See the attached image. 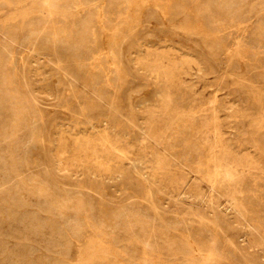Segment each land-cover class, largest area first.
<instances>
[{"label":"rangeland","instance_id":"374dc122","mask_svg":"<svg viewBox=\"0 0 264 264\" xmlns=\"http://www.w3.org/2000/svg\"><path fill=\"white\" fill-rule=\"evenodd\" d=\"M115 1L0 0V264H264V0Z\"/></svg>","mask_w":264,"mask_h":264},{"label":"bare ground","instance_id":"6f19581e","mask_svg":"<svg viewBox=\"0 0 264 264\" xmlns=\"http://www.w3.org/2000/svg\"><path fill=\"white\" fill-rule=\"evenodd\" d=\"M116 1H117V0H116ZM116 1H115V2H116ZM48 2H49V1H48ZM48 2L46 1L47 4H48ZM92 2H93V1H92ZM50 3H51V2H50ZM232 5H233V4H232ZM49 6H50V5H47V8H48V9H49ZM41 7H42V6H41ZM41 7H40V8H41ZM53 7H54V5H53ZM156 7H157V6H156ZM156 7H155V8H156ZM42 8H43V7H42ZM50 9H52V7H51ZM41 10H42V9H41ZM52 10H53V9H52ZM159 10H160V9H159ZM25 11H26V10H25ZM29 11H30V10H29ZM230 11H231V10H230ZM15 12H16V11H15ZM52 12H54V11H52ZM149 12H150V11H149ZM161 12H162V11H161ZM45 13H46V12H45ZM165 13H167V12H165ZM55 14H56V13H55ZM209 15H210V14H209ZM8 17H9V16H8ZM88 18H89V17H88ZM170 18H171V16H170ZM170 18H169V19H170ZM89 19H90V18H89ZM163 19H164V18H163ZM139 28H140V27H139ZM17 29H18V28H17ZM140 29H141V28H140ZM10 30H11V29H10ZM54 31H55V30H54ZM54 31H53V32H54ZM80 34H81V33H80ZM257 37H258V36H257ZM56 38H57V37H56ZM65 38H66V37H65ZM131 39H133V38L131 37ZM137 39H138V38H137ZM52 40H53V39H52ZM57 40H58V39H57ZM67 40H68V39H67ZM67 40H66V41H67ZM134 40H135V38H134ZM55 41H56V40H55ZM55 41H54V43H55ZM121 42H122V41H121ZM132 43H133V42H132ZM132 43H131V44H132ZM145 43H146V42H145ZM119 44H120V43H119ZM136 44H137V43H136ZM9 45H10V44H9ZM117 45H118V44H117ZM128 46H129V45H128ZM117 47H118V46H117ZM119 47H120V46H119ZM121 47H122V46H121ZM7 48H8V47H7ZM127 48H129V47H127ZM207 48H208V47H207ZM209 48H210V47H209ZM209 48H208V50H211V49H209ZM9 49H10V48H9ZM49 49L51 50V48H49ZM118 49H119V48H118ZM130 49H131V48H129V51H130ZM3 50H4V49H3ZM119 50H120V49H119ZM133 50H134V49H133ZM120 51H121V50H120ZM36 52H37V51H36ZM125 52H126V51H125ZM120 53H121V52H120ZM126 53H127V52H126ZM118 54H119V53H118ZM51 55H52V54H51ZM54 55H55V54H54ZM8 56H10V55H8ZM1 57H2V56H1ZM55 57H57V56L55 55ZM117 57H118V56H117ZM196 57H197V55H196ZM3 58H4V57H2V59H3ZM61 58H62V57H61ZM123 58H125V57H123ZM2 59H1V60H2ZM56 59H57V58H56ZM62 59H63V58H62ZM120 59H121V58H120ZM39 60H40V59H39ZM3 61H4V60H3ZM50 61H51V60H50ZM55 61H56V60H55ZM125 61H126V60H125ZM129 61H130V60H129ZM200 61H201V60H200ZM215 62H216V61H215ZM57 64H58V63H57ZM59 64H60V63H59ZM128 64H129V63H128ZM130 65H131V64H130ZM203 66H205V65L203 64ZM124 67H126V66H124ZM132 67H133V66H132ZM205 68H206V67H205ZM3 69H4V68H3ZM8 69H9V68H8ZM206 69H207V68H206ZM2 71H3V70H2ZM208 71H209V70H208ZM214 72H215V71H214ZM203 73H204V72H203ZM5 74H6V73H5ZM58 74H59V73H58ZM109 74H110V73H109ZM128 74H130V73H128ZM26 75H27V74H26ZM3 77H4V75H3ZM3 77H2V78H3ZM23 78H24V77H23ZM3 79H5V78H3ZM57 80H58V79H57ZM10 82H11V81H10ZM60 82H61V81H60ZM225 82H226V81H225ZM6 83H7V82H6ZM12 83H13V81H12ZM61 84H62V82H61ZM9 85H10V84H9ZM62 85H63V84H62ZM187 85H188V84H187ZM7 86H8V83H7ZM143 88H144V87H143ZM189 88H190V87H189ZM221 88H222V87H221ZM2 89H3V88H2ZM14 89H15V88H14ZM29 89H30V88H29ZM49 89H50V88H49ZM135 89H136V88H135ZM5 90H7V89H5ZM15 90H17V88H16ZM154 91H155V89H154ZM17 92H18V90H17ZM17 92H16V93H17ZM28 92H29V91H28ZM63 92H64V91H63ZM139 93H140V92H139ZM14 94H15V93H14ZM14 94H13V95H14ZM57 94H58V93H57ZM127 94H128V93H127ZM4 95H5V94H4ZM129 95H130V94H129ZM0 96H1V95H0ZM17 96H18V95H17ZM19 96H20V95H19ZM121 97H122V96H121ZM57 98H58V97H57ZM2 99H3V98H2ZM58 99H59V98H58ZM61 99H62V98H61ZM129 99H130V98H129ZM140 99H141V98H140ZM3 100H4V99H3ZM129 101H130V100H129ZM59 102H60V101H59ZM153 102H154V101H153ZM153 102H152V103H153ZM215 102H216V101H215ZM36 103H37V102H36ZM123 103H124V102H123ZM128 103H129V102H128ZM141 104H142V103H141ZM215 104H216V103H215ZM130 105H131V103H130ZM213 105H214V104H213ZM82 106H83V105H82ZM131 106H133V105H131ZM140 106H141V105H140ZM147 106H148V105H147ZM233 109H234V108H233ZM72 111H73V110H72ZM103 111H104V110H103ZM111 111H112V110H111ZM73 112H74V111H73ZM108 112H110V111H108ZM237 113H238V112H237ZM18 114H19V113H18ZM97 115H98V114H97ZM104 115H105V114H104ZM108 115H109V114H108ZM113 115H115V114L113 113ZM106 116H107V115H106ZM110 116H112V115H110ZM110 116H109V117H110ZM116 116H117V115H116ZM118 116H119V115H118ZM118 116H117V118H118ZM84 117H85V116H84ZM94 117H95V116H94ZM94 117H93V118L91 117V118L94 119ZM113 117H114V116H113ZM113 117H111V118H112V120H113V122H114V118H113ZM121 117H122V116H121ZM76 118H77V117H76ZM85 118H86V117H85ZM104 118H105V117H104ZM75 120H76V119H75ZM103 120H104V119H103ZM106 120H107V118H106ZM115 120H116V119H115ZM119 120H120V117H119ZM129 120H130V119H129ZM93 121H94V120H93ZM97 121H98V120H97ZM99 121H100V120H99ZM99 121H98V122H99ZM109 121H110V119H109ZM103 122H105V120H104ZM119 122H120V121H119ZM119 122H118V123H119ZM108 123H109V122H108ZM108 123H107V124H108ZM105 124H106V122H105ZM116 124H117V123H116ZM121 124H122V123H121ZM121 124H120V126H121ZM141 124H142V123H141ZM101 125H102V124H101ZM111 125H113V124H111ZM45 126H46V125H45ZM113 126H114V125H113ZM109 127H110V125H109ZM132 127H133V126H132ZM237 128H238V127H237ZM104 129H105V128H104ZM106 129H107V128H106ZM106 129H105V130H106ZM124 129H125L126 132H128L127 128H124ZM216 129H217V128H216ZM108 130H109V129H108ZM129 130H130V128H129ZM118 131H120V130H118ZM125 131H124V132H125ZM131 131H132V130H131ZM202 131H203V130H202ZM104 132H105V131H104ZM126 132H125V133H126ZM132 132H133V131H132ZM144 132H145V131H144ZM43 133H44V132H43ZM119 133H120V132H119ZM115 134H116V133H115ZM128 134H130V133H128ZM134 134H135V133H134ZM137 134H138V133H137ZM45 135H46V134H45ZM104 135H105V134H104ZM118 135H119V134H118ZM123 135H124V134H123ZM126 135H127V133H126ZM139 135H140V134H139ZM143 135L145 136V134H143ZM3 136H4V135H3ZM120 136H122V135H120ZM127 136H128V135H127ZM103 137H104V136H103ZM123 137H124V136H123ZM125 137H126V136H125ZM139 137H140V136H139ZM252 137H253V136H252ZM255 137H256V136H255ZM255 137H253V139H254ZM7 138H8V137H7ZM48 138H49V137H48ZM105 138H106V137H105ZM117 138H118V137H117ZM106 139H108V137H107ZM130 139H131V138H130ZM137 139H138V138H137ZM247 139H250V138H247ZM5 140H6V139H5ZM111 140H112V139H111ZM261 140H262V138H261ZM45 141H46V140H45ZM128 141H129V140H128ZM245 141H246V140H245ZM251 141H252V140H251ZM254 142H255V141H254ZM263 142H264V141H263ZM12 143H13V142H12ZM110 143H111V142H110ZM246 143H247V142H245V144H246ZM248 143H249V142H248ZM106 144H107V143H106ZM106 144H105V145H106ZM243 144H244V143H242V146H243ZM249 144H250V143H249ZM249 144H248V145H249ZM42 145H43V144H42ZM108 145H109V144H108ZM112 145H114V144H112ZM126 145H127V144H126ZM214 145H215V144H214ZM217 145H218V144H217ZM239 145L241 146V143H240ZM255 145H258V143L255 144ZM259 145H260V144H259ZM259 145H258V148H259ZM30 146H31V145H30ZM47 146H48V145H47ZM109 146H110V145H109ZM122 146H124V145H122ZM215 146H216V145H215ZM262 146H263V145H262ZM111 147H112V146H111ZM126 148H127V147H126ZM213 148H214V147H213ZM213 148H212V149H213ZM215 148H216V147H215ZM215 148H214V149H215ZM217 148H218V146H217ZM253 148H256V147H253ZM112 149H113V148H112ZM212 149H211V150H212ZM226 149H227V148H226ZM259 149H261V148H259ZM263 149H264V148H263ZM26 150H27V149H26ZM247 150H248V149H247ZM247 150H245V151H247ZM255 150H256L257 152H259L257 149H255ZM112 151H113V150H112ZM209 151H210V150H209ZM214 151H216V150H214ZM221 151H222V150H221ZM221 151H220V152H221ZM234 151H235V150H234ZM262 151H263V150H262ZM262 151H261V152H262ZM53 152H54V151H53ZM212 152H213V151H212ZM212 152H210V153H212ZM217 152H218V151H217ZM217 152H215V154H216ZM226 152H228V151H226ZM199 153H200V152H199ZM259 153H260V152H259ZM263 153H264V151L262 152V155H263ZM206 154H207V153H206ZM63 155H64V154H63ZM136 155H137V154H136ZM201 155H204V154L201 152ZM209 155H210V154H209ZM209 155H207V156H209ZM229 155H230V154H229ZM232 155H233V154H232ZM197 156L199 157V155H197ZM197 156H196V157H197ZM215 156H216V155H215ZM13 157H14V156H13ZM125 157H126V156H125ZM132 157H133V156H132ZM132 157H130V158H132ZM43 158H44V157H43ZM55 158H56V157H55ZM57 158H58V157H57ZM57 158H56V159H57ZM201 158H202V156H201ZM201 158H199L198 160H200ZM203 158H204V157H203ZM203 158H202V160H203ZM210 158H211V156H210ZM215 158H217V156H216ZM231 158H232V157H231ZM16 159H17V158H16ZM135 159H136V157H135ZM141 159H142V157H141ZM141 159H140V160H141ZM254 159H255V158H254ZM256 159H257V158H256ZM3 160H4V159H3ZM14 160H15V159H14ZM62 160H63V159H62ZM202 160H200V161H202ZM217 160H218V159H217ZM217 160H216V161H217ZM211 161H213V160H211ZM222 161H223V160H222ZM1 162H2V161H1ZM139 162H140V161H139ZM139 162H138V163H139ZM144 162H145V161H144ZM214 162H215V160L213 161V163H214ZM10 163H11V161H10ZM14 163H15V162H14ZM21 163H22V162H21ZM48 163H49V162H48ZM217 163H218V162H217ZM11 164H13V163H11ZM199 164H200V162H199ZM215 164H216V163H215ZM19 165H20V164H19ZM138 165H139V164H138ZM144 165H145V164H144ZM202 165H203V164H202ZM258 165H259V164H258ZM204 166H205V165H204ZM261 166H262V164H261ZM8 167H9V166H8ZM57 167H58V166H57ZM145 167H146V166H145ZM205 167H206V166H205ZM215 167H216V166H215ZM226 167H227V166H226ZM3 168H4V167H3ZM124 168H126V167H124ZM203 168H204V167H203ZM199 169H200V168H199ZM215 169H216V168H215ZM2 170H3V169H2ZM15 170H16V169H15ZM209 170H210V169H209ZM216 170H217V169H216ZM4 171H5V170H4ZM6 171H7V170H6ZM10 171H11V170H10ZM137 171H138V170H137ZM202 171H203V170H202ZM205 171H206V170H205ZM205 171H204V173H205ZM142 172H143V170H142ZM221 172H222V171H221ZM225 172H226V171H225ZM7 173H8V172H7ZM95 173H96V172H95ZM110 173H111V172H110ZM115 173H116V172H115ZM125 173H126V171H125ZM125 173H124V174H125ZM129 173H130V172H129ZM152 173H153V172H152ZM210 173H211V172H210ZM214 173H215V172H214ZM214 173H213V174H214ZM222 173H223V172H222ZM117 174H118V173H117ZM122 174H123V173H122ZM130 174H131V173H130ZM230 174H231V172H230ZM8 175H10V174H8ZM126 175H127V174H126ZM143 175H144V173H143ZM215 175H216V173H215ZM220 175L222 176V174H220ZM225 175H228V173H226ZM225 175L223 174V176H225ZM232 175H233V173L231 174V177H233V176L236 175V174L234 173V175H233V176H232ZM129 176H130V175H129ZM217 176H218V175H217ZM143 177H144V176H143ZM210 177H211V175H210ZM229 177H230V176H229ZM229 177H228V178H229ZM234 177H235V176H234ZM125 178H126V177H125ZM128 178H129V177H128ZM134 178H135V177H134ZM156 178H157V177H156ZM211 178H212V177H211ZM215 178H216V176H215ZM225 178H226V177H225ZM99 179H101V178H99ZM137 179H138V178H137ZM148 179H150V178H148ZM232 179H233V178H232ZM127 180H128V179H127ZM157 180H158V179H157ZM116 181H117V180H116ZM136 181H138V180H136ZM119 182H120V181H119ZM149 182H150V180H149ZM214 182H215V181H214ZM92 183H93V182H92ZM117 183H118V182H117ZM124 183H125V182H124ZM23 184H24V183H23ZM109 184H110V183H109ZM125 184H126V183H125ZM137 184H138V183H137ZM153 184H154V183H153ZM155 184H156V183H155ZM160 184H161V183H160ZM151 186H152V185H151ZM94 187H95V186H94ZM31 188H32V187H31ZM92 188H93V187H92ZM104 188H105V187H104ZM144 188H145V187H144ZM152 188H153V187H152ZM100 189H102V188H100ZM40 192H42V191H40ZM45 192H47V191H45ZM8 193H9V192H8ZM37 193H38V192H37ZM42 193H43V192H42ZM6 194H7V193H6ZM46 194H47V193H46ZM11 195H12V194H11ZM44 195H45V194H44ZM176 195H177V193H176ZM36 196H37V195H36ZM162 196H163V195H162ZM12 197H13V196H12ZM12 197H11V198H12ZM49 197H50V196H49ZM11 198H10V199H11ZM45 198H46V197H45ZM149 198H150V197H149ZM12 199H14V198H12ZM168 199H169V198H168ZM170 199H171V198H170ZM20 200H21V199H20ZM46 200H47V199H46ZM47 202H48V201H47ZM52 202H53V201H52ZM151 202H152V201H151ZM107 203H108V202H107ZM5 204H6V203H5ZM14 205H16V204H14ZM46 205H47V204H46ZM52 205H53V204H52ZM121 205H122V204H121ZM54 206H55V205H54ZM213 206H215V205H213ZM45 207H46V206H45ZM45 207H44V208H45ZM62 207H63V206H62ZM15 208H16V207H15ZM20 208H21V207H20ZM46 208H47V207H46ZM57 208H58V207H57ZM155 208H156V207H155ZM6 209H7V208H6ZM42 209H43V208H42ZM68 210H70V209L68 208ZM117 210H119V208H118ZM43 211H44V210H43ZM45 211H46V210H45ZM91 212H92V211H91ZM6 213H7V212H6ZM49 213H50V212H49ZM215 214H216V213H215ZM16 215H17V214H16ZM23 215H24V214H23ZM52 215H53V214H52ZM13 216H14V215H13ZM87 216H88V215H87ZM220 216H221V215H220ZM27 217H28V216H27ZM57 217H58V216H57ZM118 217H119V216H118ZM138 218H139V217H138ZM9 219H10V218H9ZM22 219H23V218H22ZM28 219H29V217H28ZM40 219H41V218H40ZM40 219H39V220H40ZM254 219H255V218H254ZM18 220H19V219H18ZM23 220H24V219H23ZM30 220H31V219H30ZM37 220H38V219H37ZM43 220H44V219H43ZM43 220H42V221H43ZM140 220H141V219H140ZM256 220H258V219H256ZM256 220H255V221H256ZM259 220H260V219H259ZM32 221H33V220H32ZM42 221H41V222H42ZM49 221H50V220H49ZM49 221H48V222H49ZM52 221H53V220H52ZM54 221H55V220H54ZM148 221H149V220H148ZM144 222H145V221H144ZM260 222H261V221H260ZM56 223H57V222H56ZM65 223H66V222H65ZM39 224H40V223H39ZM58 224H59V223H58ZM89 224H90V223H89ZM259 224H261V223H259ZM53 225H55V223H54ZM53 225H51V226H53ZM131 225H132V224H131ZM40 226H42V225H40ZM59 226H60V225H59ZM59 226H58V227H59ZM75 226H76V225H75ZM79 226H80V225H79ZM126 226H128V225H126ZM148 226H149V225H148ZM218 226H219V224H218ZM263 226H264V225H263ZM60 227H61V226H60ZM77 227H78V225H77ZM124 227H125V226H124ZM124 227H123V229H124ZM41 228H42V227H41ZM49 228H50V227H49ZM75 228H76V227H75ZM78 228L81 229V228H83V227H78ZM219 228H220V227H219ZM250 228H251V227H250ZM262 228H263V227H262ZM42 229H43V228H42ZM73 229H74V228H73ZM76 229H77V228H76ZM76 229H75V230H76ZM132 229H133V228H132ZM253 229H254V228H253ZM143 230H144V229H143ZM57 231H58V230H57ZM79 231H80V230H79ZM48 232H49V231H48ZM58 232H59V231H58ZM101 233H102V232H101ZM124 233H125V232H124ZM251 233H252V232H251ZM73 234H74V233H73ZM143 234H144V233H143ZM146 234H147V233H146ZM147 235H148V234H147ZM58 236H59V235H58ZM60 236H61V235H60ZM60 236H59V238H60ZM63 237H64V236H63ZM139 239H140V238H139ZM64 240H65V238H64ZM61 241H62V240H61ZM261 243H262V242H261ZM261 245L263 246V244H261ZM61 247H64V246H61ZM65 247H66V245H65ZM57 248H58V247H57ZM62 251H63V250H62ZM62 251H61V252H62ZM64 251H66V250H64ZM62 253H63V252H62ZM59 254H60V252H59ZM83 254H84V253H83ZM116 254H117V253H116ZM67 255H68V254H67ZM25 257H26V256H25ZM64 257H65V256H64ZM86 259H87V258H86ZM47 262H48V261H47ZM53 262H54V261H53ZM229 262H230V261H229ZM59 263H60V262H59ZM257 263H258V262H257ZM26 264H27V263H26ZM46 264H47V263H46ZM62 264H64V263H62Z\"/></svg>","mask_w":264,"mask_h":264}]
</instances>
